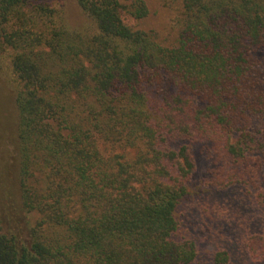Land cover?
<instances>
[{"label":"trees","instance_id":"16d2710c","mask_svg":"<svg viewBox=\"0 0 264 264\" xmlns=\"http://www.w3.org/2000/svg\"><path fill=\"white\" fill-rule=\"evenodd\" d=\"M75 2L83 24L57 0H0L19 196L0 264H194V144L240 166L221 186L256 187L263 161L264 0Z\"/></svg>","mask_w":264,"mask_h":264},{"label":"rangeland","instance_id":"374dc122","mask_svg":"<svg viewBox=\"0 0 264 264\" xmlns=\"http://www.w3.org/2000/svg\"><path fill=\"white\" fill-rule=\"evenodd\" d=\"M57 2L74 25L86 22L75 0ZM149 18V24L160 29L161 24L154 16ZM4 58L0 56V209H6L9 219L16 220L19 212L15 210L19 202L14 145L17 119L10 65ZM210 147L208 143L194 144L196 169L179 207L181 232L196 243L194 264H264V204L255 198L256 190L264 192V156L261 155L263 161L256 187L251 183L221 186L217 179L226 178L228 172H235L240 166L223 168L213 163L207 157ZM12 224L20 227V223ZM222 250L227 252V261L215 260L216 253Z\"/></svg>","mask_w":264,"mask_h":264}]
</instances>
